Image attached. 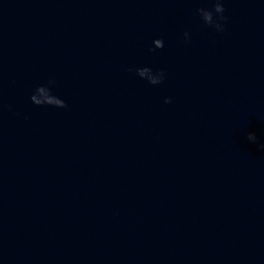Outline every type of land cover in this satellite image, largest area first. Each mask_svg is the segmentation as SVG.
<instances>
[{"label":"water","instance_id":"water-1","mask_svg":"<svg viewBox=\"0 0 264 264\" xmlns=\"http://www.w3.org/2000/svg\"><path fill=\"white\" fill-rule=\"evenodd\" d=\"M200 7L0 0V264H264V0Z\"/></svg>","mask_w":264,"mask_h":264},{"label":"clouds","instance_id":"clouds-1","mask_svg":"<svg viewBox=\"0 0 264 264\" xmlns=\"http://www.w3.org/2000/svg\"><path fill=\"white\" fill-rule=\"evenodd\" d=\"M213 7L205 8L200 7L196 9L198 16L200 17L202 23L216 31L222 32L224 30V23L227 21L225 16L224 0H212ZM185 40L190 39V33H184ZM154 49H160L164 47V42L162 39H156L153 41ZM154 49H150L154 50ZM133 71V69H129ZM136 75L141 79H145L148 83L152 85L161 84L166 78V72L164 70L153 71L149 67H141L134 69ZM55 87V81L49 80L46 84L39 85L35 88L34 94L31 95L30 99L34 105L37 106H52L57 108H66V102L52 94V88ZM47 93L45 99L41 100L38 96L40 93ZM171 98H166L165 103H171ZM247 139L250 142H256V136L254 133H249ZM261 149H264V144L260 145Z\"/></svg>","mask_w":264,"mask_h":264}]
</instances>
